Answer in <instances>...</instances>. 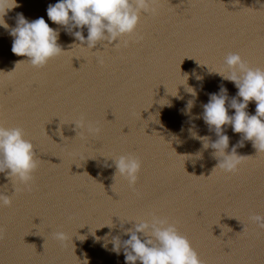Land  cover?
Listing matches in <instances>:
<instances>
[{
  "label": "water",
  "instance_id": "95a60500",
  "mask_svg": "<svg viewBox=\"0 0 264 264\" xmlns=\"http://www.w3.org/2000/svg\"><path fill=\"white\" fill-rule=\"evenodd\" d=\"M56 2L16 0L4 17L9 29L22 13L59 31L64 51L44 67L13 54L0 27V125L21 128L38 161L27 188L0 173V191L12 198L0 208V264H125L112 237L127 239V221L153 215L175 224L202 264H264V228L249 220L264 216V152L242 141L243 162L225 173L213 169L214 149L192 135L214 142L199 118L203 105L220 86L226 107L236 96L212 73L226 71L227 54L264 69V0H154L156 13H141L134 34L93 49L48 20ZM247 111L254 114V102ZM223 132L229 152L242 134L230 125ZM127 154L141 161L134 187L114 176L111 159Z\"/></svg>",
  "mask_w": 264,
  "mask_h": 264
},
{
  "label": "clouds",
  "instance_id": "9594fccd",
  "mask_svg": "<svg viewBox=\"0 0 264 264\" xmlns=\"http://www.w3.org/2000/svg\"><path fill=\"white\" fill-rule=\"evenodd\" d=\"M153 4L154 0H58L47 6L46 14L49 21L63 26L75 41H79L75 45L93 49L100 42L117 45L122 37L134 34L141 13H156ZM17 6L16 0H0V27L9 30L13 38L11 52L26 57L21 61H27L34 68L44 67L50 59L64 51L57 43L59 31L51 28L43 17L29 21L22 13H17L15 27L9 29L4 17ZM84 29L87 30L86 37L83 35ZM123 44L127 46L128 41H123ZM224 65L226 71L212 73L232 82L237 89L236 96L226 107L227 89L220 86L218 93L209 94L208 102L203 105L199 117L210 130L215 131L217 139L209 143L207 137H196L194 132L192 135L202 141L205 149H214L213 156L218 159V163L213 169L234 173L243 162L244 156L238 155L236 151L237 147L243 146L242 141H251L257 152H264V69L250 67L237 53L227 54ZM187 89L193 97L196 96L194 88ZM250 102L255 103L254 114L247 111ZM193 103V100H189L185 111H190ZM229 108L234 109L232 115L228 114ZM228 125L234 133H241L242 139L232 146L231 151L226 152L229 137L224 134L223 128ZM89 131L98 132L99 129L89 128ZM111 160L115 165L114 176L119 175L127 181L129 187H134L141 168L139 158L127 154ZM37 167L33 144L24 138L23 130L0 125V173L27 188ZM13 189L17 193L22 191L19 186ZM11 204L12 198L0 191V208L10 207ZM249 220L264 228V216L254 214ZM127 222H133L131 228L123 229L128 238L121 241L117 236L110 241L112 251L116 254H120L123 249L125 264H202L188 239L167 219L153 215L151 221ZM104 226L111 228L113 225ZM54 237L60 241L67 238L62 232L55 233ZM105 240L102 246L106 248V237ZM81 262L88 264L87 259Z\"/></svg>",
  "mask_w": 264,
  "mask_h": 264
}]
</instances>
